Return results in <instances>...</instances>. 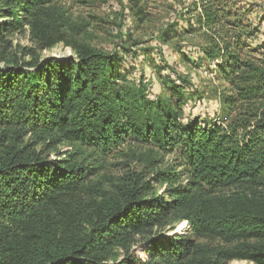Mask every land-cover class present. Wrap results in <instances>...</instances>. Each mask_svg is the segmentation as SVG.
<instances>
[{"label":"trees","instance_id":"1","mask_svg":"<svg viewBox=\"0 0 264 264\" xmlns=\"http://www.w3.org/2000/svg\"><path fill=\"white\" fill-rule=\"evenodd\" d=\"M65 1L0 0V42L28 29L36 49L0 68V264H264V40L250 10L195 2L194 66L215 63L226 85L221 123L202 127L183 119L188 81L172 79L176 102L127 88L118 55L79 39ZM60 43L75 57H36ZM66 143L75 150L51 157ZM109 157L154 174L110 189ZM173 219L187 237H157Z\"/></svg>","mask_w":264,"mask_h":264},{"label":"rangeland","instance_id":"2","mask_svg":"<svg viewBox=\"0 0 264 264\" xmlns=\"http://www.w3.org/2000/svg\"><path fill=\"white\" fill-rule=\"evenodd\" d=\"M198 0H66V7L72 24L81 29L79 39L93 47L113 52L118 55L119 68L126 77L129 89L143 87L148 98H172V79L179 74L188 86L181 90L184 97L182 109L184 120L197 119L199 125L221 123L223 102L221 91L226 85L216 74L215 63L205 61L204 66L196 68L193 60L202 55L205 39L198 32L187 31L189 24H195L197 13L195 2ZM240 6L250 10V17L260 29L259 35L264 40V0H235ZM197 28V27H196ZM9 42H0V68L15 61H28V50L34 45L30 40L28 29L9 37ZM41 60L48 58L65 59L75 57L71 46L63 43L43 51L37 50ZM1 57L5 60L2 61ZM185 82V81H183ZM66 143L54 148L50 153L56 157L57 151H74ZM91 154L88 151L86 154ZM173 154L166 155L164 167L175 164ZM93 163V159H87ZM100 173L110 189L120 188L125 178L134 171L144 172L149 177L153 170H144L137 160L127 157L100 158ZM166 185L156 184L154 193L160 195ZM183 227V228H181ZM186 222L173 219L154 228L157 237L170 236L185 238ZM141 242L142 238L137 237ZM114 253V252H113ZM142 256L146 253L140 251ZM124 252L116 250L112 260L122 259ZM229 264H254L246 260H234Z\"/></svg>","mask_w":264,"mask_h":264},{"label":"bare ground","instance_id":"3","mask_svg":"<svg viewBox=\"0 0 264 264\" xmlns=\"http://www.w3.org/2000/svg\"><path fill=\"white\" fill-rule=\"evenodd\" d=\"M181 228H183V227H181Z\"/></svg>","mask_w":264,"mask_h":264}]
</instances>
